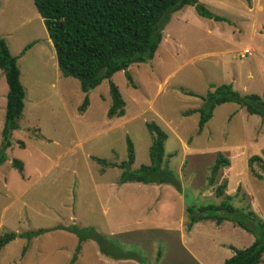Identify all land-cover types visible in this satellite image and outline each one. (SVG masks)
<instances>
[{"label": "rangeland", "instance_id": "374dc122", "mask_svg": "<svg viewBox=\"0 0 264 264\" xmlns=\"http://www.w3.org/2000/svg\"><path fill=\"white\" fill-rule=\"evenodd\" d=\"M196 1L224 21L200 18L190 6L172 13L153 58L127 68L135 87L122 72L112 75L124 114L109 119L105 80L88 91L85 111L77 112L84 95L77 80L58 70L32 0H0V38L17 57L24 90L18 128L0 164V236L47 230L1 247L0 264H68L76 246L72 264H111L106 251L126 260L119 264H159L161 257L160 264H222L234 249L253 241L231 221L203 220L187 230L185 208L225 202L264 221V118L225 103L214 108L198 132V114L185 112L199 108L200 98L221 84L241 96L264 97V0ZM5 93L1 75L0 131ZM147 123L166 134L162 164L178 187L118 185L120 170L92 159L125 160L127 137L134 153L130 169L148 164ZM218 153L228 165L208 185ZM252 155L261 157V163L252 164L261 179L250 174L247 159ZM12 160L22 163L21 173L11 167ZM218 186H223L220 196L215 195ZM70 226L82 240L55 229ZM259 264H264V253Z\"/></svg>", "mask_w": 264, "mask_h": 264}, {"label": "trees", "instance_id": "16d2710c", "mask_svg": "<svg viewBox=\"0 0 264 264\" xmlns=\"http://www.w3.org/2000/svg\"><path fill=\"white\" fill-rule=\"evenodd\" d=\"M247 3L249 0H244ZM32 4L42 20L47 37L52 45L58 70L63 77H70L78 81L79 90L84 95L77 112L82 114L87 107L88 91L106 81L110 99L106 110V117L120 118L124 114V103L117 87L111 82L114 73L122 72L131 88L135 85L127 68L132 64H141L150 61L162 38V31L172 13L184 6L193 8L194 13L203 19L222 22L224 18L209 12L196 0H32ZM25 49V48H24ZM17 57L12 56L5 42L0 38V72L6 85L3 124L0 131V164L5 161V151L10 147L9 137L12 131L18 128L17 121L23 110L24 90L19 81ZM193 96L192 93H186ZM201 105L196 110L185 112V116L198 114L197 131H201L204 124L211 118L214 108L225 103H234L243 108L247 114L264 118V97L256 94L240 95L230 85L221 84L207 91L200 98ZM146 130L151 136L148 147V164L140 165L135 170L130 166L134 160L131 141L125 138V160L118 164L107 163L104 160L92 158L101 167H116L120 170L117 184H167L174 188L175 180L170 171L162 164L163 144L166 134L154 123H147ZM23 148L22 142H17ZM264 156V150L261 151ZM253 163H261V157L252 155L247 159L250 174L256 179L262 176L255 173ZM11 167L22 171V163L18 160L10 162ZM228 161L221 154H217L209 169L207 184L212 185L220 167L227 166ZM264 173V166L261 167ZM215 188V195L220 196V189ZM177 189V188H176ZM189 230L192 224L212 219L216 224L222 221L236 223L241 229L253 236L251 244L243 249L236 250L231 257L222 264H259L264 253V221L255 214L242 212L222 202L218 205H206L194 208H185ZM197 211L198 215H193ZM240 215L250 222H241ZM68 233L78 235L74 226L57 227ZM46 229H36L23 233L8 232L0 236V248L15 238L30 241L44 234ZM100 243V237L95 236ZM78 246L74 249L68 264L75 261ZM101 252L103 248L100 247ZM24 251V250H23ZM22 251V253H23ZM104 253V252H103ZM112 257L119 254L113 252ZM106 255H110L105 253ZM158 253L156 258H158Z\"/></svg>", "mask_w": 264, "mask_h": 264}, {"label": "crops", "instance_id": "0c3cea01", "mask_svg": "<svg viewBox=\"0 0 264 264\" xmlns=\"http://www.w3.org/2000/svg\"><path fill=\"white\" fill-rule=\"evenodd\" d=\"M55 57V56H54ZM2 74H1V72H0V76H1ZM20 77V76H19ZM4 79V78H3ZM5 83V82H4ZM6 86V85H5ZM6 94V93H5ZM5 105V104H4ZM124 184H127V183H124ZM121 185H123V184H121ZM192 228V227H191ZM190 228V229H191ZM251 242L252 241H249V245L251 244ZM248 245V246H249ZM247 247V246H246ZM245 248V247H244ZM75 249V248H74ZM74 249H73V254H74ZM243 249V248H242ZM109 256H107V258L109 259V263H111V264H119V263H121L122 261H126V260H122L121 259V257H119V255L118 256H116V257H112L111 255H113V253L112 252H109ZM263 255V254H262ZM77 256H78V254H77ZM77 256H76V258H77ZM104 256V255H103ZM114 256V255H113ZM72 257V256H71ZM104 257H106V256H104ZM126 258H130L129 256H127ZM133 258L135 259V260H138V258L136 257V256H133ZM133 258H130L131 260H128V261H134V259ZM71 259V258H70ZM163 258L161 257L160 259H159V261H160V263H161V260H162ZM108 261V260H107ZM139 261V260H138ZM134 263V262H133ZM159 263V264H160Z\"/></svg>", "mask_w": 264, "mask_h": 264}]
</instances>
